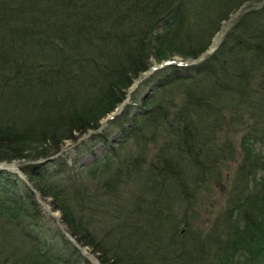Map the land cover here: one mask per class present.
<instances>
[{"label": "trees", "instance_id": "1", "mask_svg": "<svg viewBox=\"0 0 264 264\" xmlns=\"http://www.w3.org/2000/svg\"><path fill=\"white\" fill-rule=\"evenodd\" d=\"M117 1L126 10L125 17H133V23H138L140 27L129 28L123 34L115 31L114 36L108 35L112 41L119 43L123 50L121 53H116L107 42L98 41L105 45L106 55L109 51L112 52L109 65H106L110 70L108 67L104 71L108 78L98 80L97 75L101 69L93 68L94 74L98 71L95 77L90 75L91 78L88 77L87 81L83 78V82L79 76L73 81H78L75 87L54 92L57 87L51 90V83L48 86L36 85L37 89L31 91L28 87L30 84L25 83L27 81L12 83L11 75L7 79L9 74H0V106L3 108L0 110V162H10L18 158H23L26 162L18 167L21 177L14 172L0 170V233H8L6 242L0 243V254L3 255H0V264H15L18 260L37 264H74L75 260L71 257L76 250L66 239L59 237L62 248L61 251H56L45 248L42 239L36 234L33 235L34 220L39 219L41 213L36 204L35 193L29 184L40 196L50 197L54 201V208L61 211L62 221L71 236L85 245L90 244L91 235L81 218L73 213L65 187L49 180L45 176L47 168L38 170L43 165L33 163L34 161L55 154L62 140H71L77 135L91 131L90 140L102 143L105 150L86 168L87 174L88 169H91L90 178L94 179L102 173L112 176L115 170L121 171L119 166L127 167L125 163H129L124 162V158H129L128 149L140 150L138 148L148 140L157 145L156 152L151 155L149 161H145L143 153L138 152L137 156L133 157L135 167L132 169L139 171V174L143 173L150 185L170 184L172 179L187 184L196 178L192 168L197 167V154L206 144L200 143L197 138L192 143L196 131L193 118L198 111L204 113L209 110L203 98L222 100L221 95H224L225 91L231 95L242 93L244 85L241 84L247 75L246 60L256 62L257 65L264 63V30L260 29L256 20V13L261 11L264 5L242 13L224 34L215 50L197 63L191 64V61L197 60L209 46L212 36L219 29L220 21L227 19L228 14L245 0H239L233 6H226L227 0H222V5L211 14L208 13L210 17L203 27H199L196 20L192 21L188 12L185 13L184 6L189 0L186 5V0ZM1 2L0 31H3V34L0 37V65L5 66L3 63L6 62L7 55H20L21 63L28 58L27 55H40L43 46L54 45L51 39L54 35L63 41V44L59 45L61 52L71 50L69 53L72 55V49L82 46V53L79 55H84L83 45L86 42L74 48L69 47V44L73 43L72 35H80L78 20L89 15V12L85 13L79 9L76 3L72 4L71 0ZM115 3L114 1L113 4ZM30 11L33 14L37 11L38 14L31 16L28 14ZM193 12L192 14H199L194 10ZM57 14L59 16H56ZM51 19L58 21L54 32H48L52 27ZM159 23L160 29L150 36L153 28ZM134 30L137 31L135 36ZM24 32L31 33L29 42L37 50L31 48L29 52H22L27 44L26 36L23 38ZM68 37H72L69 42ZM18 42L25 44L19 47ZM45 54L46 52L42 55ZM173 54H178L187 64H169L154 70L146 80L154 81L155 89L148 91L147 95L136 103L137 112L128 115L132 107L124 105V108L106 120L102 126L100 121L121 104L127 88L139 74L148 70L151 61L160 64L171 60L169 57ZM120 55L123 57L119 58ZM14 59L15 57L10 62L11 67L14 65L13 68H17L18 63L13 61ZM14 70V73L17 72ZM67 75L72 73L68 71ZM18 86L21 87L20 90H17ZM22 89L27 96L24 99L21 96ZM158 90H161L159 94ZM14 93L21 101H40L39 105L29 115H21L20 111L16 110L12 112V109H7L11 103L7 98ZM56 94L57 96H54ZM163 94L161 99L158 95ZM246 110L247 116L241 121V125L246 127L240 141L243 156L233 173V190L229 200L215 217L212 231H208L205 236L200 235L198 229L191 231L188 224L183 225L182 218L177 217L158 196L150 202L160 204L162 215L149 204L142 205L141 201L127 211L130 216H142V212L147 210L145 215L151 214L154 218L161 215V220L173 221L171 226L167 222L164 223L165 227L172 229L171 239L162 256L164 263L194 264V260L199 264L200 261H196L194 255L203 252V243L200 244L197 240L199 237L209 243L206 257L213 260H207L206 264H264V161L260 162L256 158L258 155L255 147L256 137H259V142L262 141L264 145V122H260L264 114V95ZM170 116L172 121L169 120ZM257 125L263 129H256ZM118 128V138H110V132ZM189 152L191 159L189 158L187 169L180 159L186 157ZM199 161L198 166L203 174L206 170L202 167L200 158ZM253 183L251 191H248ZM72 197L79 203L84 194L76 192ZM257 204L261 207L258 208ZM130 221L133 222V219ZM149 222L156 227L155 220ZM147 225L149 228V224ZM16 236L19 238L15 239ZM134 237L136 236L133 232L128 231L123 238L121 250L127 255L126 258L132 261L131 264H155L153 262L158 261L160 256H156V253L147 256L142 245L132 243ZM114 246L117 252L120 249L119 242L110 244V247ZM127 247L131 253L134 250L140 251L133 252L135 255H132ZM63 250L67 252L68 257L64 253L61 255ZM141 251L143 255H137ZM100 257L101 264H114V257L104 258L102 253ZM17 258L19 259L16 260ZM142 258H146L147 263H143Z\"/></svg>", "mask_w": 264, "mask_h": 264}, {"label": "rangeland", "instance_id": "2", "mask_svg": "<svg viewBox=\"0 0 264 264\" xmlns=\"http://www.w3.org/2000/svg\"><path fill=\"white\" fill-rule=\"evenodd\" d=\"M1 1L2 0H0V3H2ZM114 1L116 2L115 4H113ZM238 1L239 0H227L226 6H233ZM84 2L86 3L85 5ZM71 3H76V6L84 10L85 13L89 12L88 16H84L78 20L79 26L77 27L80 28V31H78L80 35L74 37L71 33L73 40L72 37H68L67 39L68 42L70 40L73 42L71 45L69 44L71 48L86 42L83 45V49L85 50L84 55H79L82 53V46L72 49V55L69 53L71 50H64L61 52L59 45H62L63 41L57 38V35H54L51 38L54 45L51 44L50 47L43 46V51H41L40 55H27L28 58L22 63L19 61L20 55H7L6 62L3 63L5 66L0 65V74L3 76L9 74L7 79H9L11 75L10 80L12 83L17 81L18 84L20 80L27 81L25 83L30 84L28 87L31 91L37 89L38 86L36 85L48 86L49 83H51V90L57 87L54 92L60 89L70 90V88L75 87L78 81H73L79 76L80 80L84 78L86 81L87 78H91L92 75L95 77L98 71L96 70V74H94V72H92L93 68L101 69L97 75L98 80L108 78L109 76L106 75L104 71L109 67L106 65H109L112 52L109 51L106 55L107 50L105 45L98 43V41L107 42L110 44L109 46L111 48L117 51L116 53H121L123 50H121L119 43L117 41H112L108 38V35L114 36L115 31H119L123 34L127 32L129 28L140 27V25L138 23H133V17L129 19L125 17L124 14L126 10L117 0H71ZM186 3L187 0L184 5H186ZM219 5H222V0H189L188 4L184 7L186 9L185 13L188 12V16H190L189 18L192 21L196 20L199 27H203L207 24V20L210 17L208 13L211 14ZM262 5H264V0H245L234 10L228 9L233 11L228 14L227 19L220 21L218 24L219 29L212 36L209 46L200 54L201 56L197 60L191 61V64L197 63L202 60L205 55L212 53L219 45L224 34L242 13L257 9L260 6L262 7ZM193 10L199 12V14H192L194 13ZM28 14L34 16L38 14V12L36 11L34 14L32 12ZM56 16H59V14ZM256 16L258 17L256 20H258L260 29L264 30V6L261 11L256 13ZM136 17L138 16L136 15ZM81 21H83V23L80 24ZM57 23L58 21L56 19H51L50 25L52 27L49 28L48 32H54V29L58 27ZM159 26L160 23L153 28L150 36L160 29ZM136 33L137 31L134 30L133 36H135ZM2 34L3 31H0V37ZM25 36L27 44H25V42H18L19 47L25 44L22 52H29L31 48L37 50L29 42L31 33L24 32L23 38ZM150 41L153 44V39ZM44 52H46V54L42 55ZM13 57H15L13 61L18 63L17 68H13L14 65L11 67L10 62ZM121 57H123V55L119 56V58ZM169 58L171 60L163 64L173 62L176 65L186 64V62L181 60L178 54H173ZM0 64L2 63L0 62ZM157 65L159 64H155L154 61H151L150 67ZM245 66H247L245 70L247 75L245 76L244 82L242 84L239 83L244 85L243 92L231 95L230 92L225 91V94L221 95L222 100H216L213 97L203 98L209 110L204 113L198 111L197 115L193 118L196 123V131L192 143H194L195 138H197L198 141L200 140V143L206 142L197 154V167L192 168L193 174L196 176L193 181L190 180V182L186 184L185 182H179L177 179H172L170 184L166 183L165 185H161L152 183L150 185L143 173L139 174V171L132 169L135 167L133 165V157L137 156L138 152L143 153L142 155L145 161H149L151 155L156 152L155 149L157 145L148 140L141 145V148H138L140 150H137V148L128 149L129 158H124V162L128 161L129 163H125L127 167L119 166L122 168L121 171L117 172L115 170V174H112V176H106V174L102 173L94 179L90 178L91 169H88L89 174H87L86 168L89 167L95 158L101 155L105 150V146L102 143L90 140L89 134L91 131H88L82 135H77L71 140H62L55 154L47 156L46 158L37 159L33 163H38L40 166L43 165L41 168H38V170L47 168V171L45 170L47 175L45 176L52 182L65 187L68 194V202L73 207V213L81 218L82 222L86 225L88 233L91 235V237L89 236L90 244L85 245L81 240L77 241L76 237L71 236L67 231L65 223L62 221L61 211L54 208V201H52L50 197L40 196L29 184L35 193L36 204L41 213V217L34 220L33 235L36 234L42 239L41 241L45 248L56 251H61L62 248L59 237L66 239L76 250V252L72 253L71 257V259L75 260L74 264H101V253L104 258L110 257L112 259L114 257L115 260L112 259L114 264H119L122 261L123 263L120 264H131L132 261L127 259V255L121 250V248H123V238L127 232L130 231L136 236L132 239V243L134 245L136 243L142 245L144 247L143 249H146L144 253L147 254V256L151 253H156V256H160L157 258L158 261L153 263L165 264V259L162 256L166 251L169 239H171L170 235L172 229L171 227H165L164 223L167 222L168 225L171 226L170 223L172 224L173 221L160 219L162 215L160 204L150 202L151 199H156V196L160 197L163 204L170 207L177 217L182 218L181 223H184L183 225L187 223L191 231L198 229L200 230V235H207L208 231L210 232L213 230L211 227L216 219L215 217L225 207V203L229 200L228 198L233 190V173L243 156L240 141L246 127L241 125V121L247 116L248 111L246 109L251 108L255 102L261 98V95H264V63H259L257 65L256 62L246 60ZM14 69H16L17 72L14 73ZM108 70H110V67ZM68 71L69 73L71 72L72 75L66 76ZM148 72H150V68L139 74L138 77L132 81L126 90L125 98L113 112L118 113L124 108V105H131L132 107L128 115L131 116L132 113L134 114L137 112L136 103H139V100L147 95L148 91H153L156 86L154 81L146 80ZM137 85L139 87H137ZM25 86L27 87V84ZM20 89L21 87L18 86L17 90ZM160 92L161 90H158L157 94ZM21 96L23 99L27 97L23 89ZM54 96H57V94ZM158 96L162 99L164 94ZM7 99L11 102L9 104L10 107H7V109H12V112H15V110L20 111L21 115H29L40 102L21 101L15 93ZM170 109L173 111L172 108ZM0 110H3L2 106H0ZM111 112L100 121L102 126H104L103 123L106 122L105 119ZM33 114H35V112ZM169 120L172 121V116L169 117ZM260 122H264V114ZM256 129L260 130L263 129V127L259 128L257 125ZM118 131L119 128L113 129L109 137L114 139L118 138ZM254 131L256 133V130ZM256 134L257 136L259 135L258 133ZM255 147L258 155L256 158L260 162L264 161V145H262V141L261 143L259 142V137L255 139ZM190 156L191 152L187 153L186 157L180 159L187 169H189ZM199 158L203 162H201L202 167L206 170L203 174L202 169L198 166V162H200ZM2 162L5 163V161ZM23 162V158L6 162L12 163L14 168L5 164L3 167L4 169H2L0 165V170L14 172L21 177L18 167ZM79 170L80 172L78 173ZM253 185L254 183L252 185L250 184L248 191H251ZM76 192H80L81 195L84 194V197L79 199V203L72 197L73 193ZM246 193L247 191L244 192V194ZM139 201H141L142 205L149 204L161 215L157 216V218H154L151 214L145 215L147 210L142 212V216H138L137 214L128 215L127 211H130ZM257 205L258 208L261 207L260 204ZM164 214L165 213H163V215ZM131 218L134 223L130 221ZM149 220H155L156 227L151 225ZM147 224H149L151 230L148 228ZM157 224L159 225L158 227ZM182 224L179 226L181 227ZM7 236L8 233H0V243L6 242ZM17 238L19 237L16 236L15 239ZM11 240L13 241L12 236ZM197 240L198 243H203V252L194 254L196 256V261H200L199 264H206L207 260L212 261L213 259L206 257L209 252L208 241L202 240L199 237ZM116 242H119L120 245V249L117 252L116 246L110 247V244H115ZM128 250L131 253L129 248ZM138 251L140 250H134L133 252L137 253ZM133 252L131 254L135 255ZM60 253L61 255L64 253L66 257H68L65 250ZM137 255H143L142 251ZM18 259L19 258L16 260ZM142 259L143 263H147L145 260L146 258ZM193 262L196 264L194 260ZM7 264H9V262ZM15 264L37 263L28 260L26 262L18 260Z\"/></svg>", "mask_w": 264, "mask_h": 264}, {"label": "water", "instance_id": "3", "mask_svg": "<svg viewBox=\"0 0 264 264\" xmlns=\"http://www.w3.org/2000/svg\"><path fill=\"white\" fill-rule=\"evenodd\" d=\"M158 67H161V65H159V66H152V67L150 68V72H151L152 70L158 68ZM148 73H149V72H148ZM114 114H115L114 112H111V113L106 117L105 120L110 119ZM5 164L9 165V167L12 166V167L14 168V166H13L12 163H3V162H2V163H0V165L2 166V167H1L2 169H4L3 167L5 166ZM5 169H6V168H5Z\"/></svg>", "mask_w": 264, "mask_h": 264}]
</instances>
